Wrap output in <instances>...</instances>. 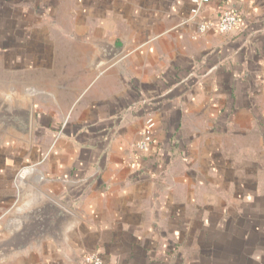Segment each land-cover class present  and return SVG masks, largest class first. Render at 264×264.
Masks as SVG:
<instances>
[{
  "label": "crops",
  "instance_id": "crops-1",
  "mask_svg": "<svg viewBox=\"0 0 264 264\" xmlns=\"http://www.w3.org/2000/svg\"><path fill=\"white\" fill-rule=\"evenodd\" d=\"M0 0V97L32 111L0 138V241L34 188L72 212L69 253L0 264H264V0ZM123 54L99 65V48ZM154 119L145 151L136 145Z\"/></svg>",
  "mask_w": 264,
  "mask_h": 264
},
{
  "label": "water",
  "instance_id": "water-1",
  "mask_svg": "<svg viewBox=\"0 0 264 264\" xmlns=\"http://www.w3.org/2000/svg\"><path fill=\"white\" fill-rule=\"evenodd\" d=\"M125 50L122 44H104L99 48L97 63L109 64ZM32 111L16 100L0 97V138L12 136L28 142L31 135ZM30 200L15 211L4 226L7 232L0 241V261L25 252L30 248L41 249L50 243L64 254L69 253L68 235L77 219L75 215L55 200L30 189Z\"/></svg>",
  "mask_w": 264,
  "mask_h": 264
},
{
  "label": "built area",
  "instance_id": "built-area-1",
  "mask_svg": "<svg viewBox=\"0 0 264 264\" xmlns=\"http://www.w3.org/2000/svg\"><path fill=\"white\" fill-rule=\"evenodd\" d=\"M208 0H192L191 15L188 22H195L196 31L199 34H205L215 29L219 34L228 35L238 32L241 28V18L230 8H225L218 18L217 23H212L202 19L201 13ZM155 127L154 119L148 116L141 130V141L136 145L139 151L147 150L153 135ZM86 264H105L103 259L97 253L88 254L85 257Z\"/></svg>",
  "mask_w": 264,
  "mask_h": 264
},
{
  "label": "rangeland",
  "instance_id": "rangeland-1",
  "mask_svg": "<svg viewBox=\"0 0 264 264\" xmlns=\"http://www.w3.org/2000/svg\"><path fill=\"white\" fill-rule=\"evenodd\" d=\"M263 177H264V175H263Z\"/></svg>",
  "mask_w": 264,
  "mask_h": 264
}]
</instances>
